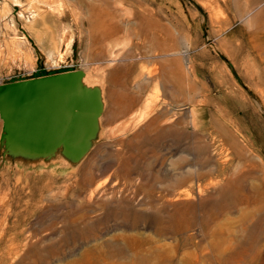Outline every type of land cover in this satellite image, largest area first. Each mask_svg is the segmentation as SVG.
Segmentation results:
<instances>
[{"label": "rangeland", "instance_id": "obj_1", "mask_svg": "<svg viewBox=\"0 0 264 264\" xmlns=\"http://www.w3.org/2000/svg\"><path fill=\"white\" fill-rule=\"evenodd\" d=\"M77 69L101 139L69 170L0 161V264H221L199 218L233 182L221 248L264 264V0H0V83Z\"/></svg>", "mask_w": 264, "mask_h": 264}, {"label": "water", "instance_id": "obj_2", "mask_svg": "<svg viewBox=\"0 0 264 264\" xmlns=\"http://www.w3.org/2000/svg\"><path fill=\"white\" fill-rule=\"evenodd\" d=\"M104 109L102 84L81 69L0 83V161L72 169L100 141Z\"/></svg>", "mask_w": 264, "mask_h": 264}, {"label": "bare ground", "instance_id": "obj_3", "mask_svg": "<svg viewBox=\"0 0 264 264\" xmlns=\"http://www.w3.org/2000/svg\"><path fill=\"white\" fill-rule=\"evenodd\" d=\"M234 183V182H233ZM233 183H229L224 187L220 193L217 195L218 198L209 200V202L203 203L202 207V215L199 218V223L202 229L205 231V236L214 237L215 240H208L203 247L202 243L197 244L196 249L200 251L201 249H209L208 253H215L218 261L222 264L224 260L228 261L227 264H237L238 261H241L247 252L251 249L249 246H245V241L241 243L235 235H233V240L228 241L227 246L221 248V242L225 239L222 238L223 234V226L222 224H216L217 219L223 214L228 213L236 204L238 203H250V197L245 196L241 198L239 196V187L233 185ZM256 203V212L259 215V221L264 219V194L263 196L255 200ZM258 205V206H257ZM171 219L166 222L169 223L170 231L172 233H176L181 235L178 241V248L183 250L187 248L188 244H190L191 237L184 236V232L188 230L189 227L192 226L193 222L190 217L184 216L181 214L180 216L171 215ZM198 225V224H197ZM255 229V228H254ZM254 230L249 231V237L252 239V233ZM162 234L163 232L160 231ZM228 233V232H227ZM251 234V235H250ZM191 235V234H189ZM203 235V234H202ZM201 237V236H200ZM204 239V238H203ZM218 239L220 240L218 242ZM203 242V241H201ZM223 243V242H222ZM155 248V246H154ZM156 251V250H155ZM122 254V253H121ZM156 254V253H155ZM187 257L192 259H197L199 252H186ZM126 258V257H125ZM158 258V257H157Z\"/></svg>", "mask_w": 264, "mask_h": 264}, {"label": "trees", "instance_id": "obj_4", "mask_svg": "<svg viewBox=\"0 0 264 264\" xmlns=\"http://www.w3.org/2000/svg\"><path fill=\"white\" fill-rule=\"evenodd\" d=\"M45 74H48V73H43V74H41V75H45Z\"/></svg>", "mask_w": 264, "mask_h": 264}]
</instances>
